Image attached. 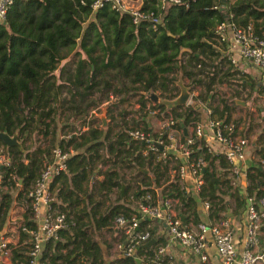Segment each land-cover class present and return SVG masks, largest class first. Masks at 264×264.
I'll use <instances>...</instances> for the list:
<instances>
[{
	"label": "trees",
	"instance_id": "trees-1",
	"mask_svg": "<svg viewBox=\"0 0 264 264\" xmlns=\"http://www.w3.org/2000/svg\"><path fill=\"white\" fill-rule=\"evenodd\" d=\"M222 1L181 0L160 8V0H142V8L159 14L160 21L153 25L150 19L134 24L128 13L116 10L109 1L93 8V0H13L6 10L5 22H0V130L16 133L20 145L7 146L0 139L9 157L8 164H0V229L12 203L19 199L25 204L22 221L33 224L26 192L54 146L74 150L66 159L67 170L50 182V188L56 189L52 210L65 212L69 226L60 229L59 238L45 242L44 264H106L95 234L104 227L113 230L118 215H129L132 208L125 200L129 194L138 199L150 191L155 198L154 188L160 186L161 198L178 199L175 208L179 217L183 216L182 226L187 228L189 221L194 225L201 221L198 201L208 200V218L218 220L228 217L230 207L233 214H241L247 196L253 194L258 200L264 195V165L248 167L245 184L232 183L225 153L217 147L209 150L202 138L190 144L189 158L202 155L206 160L200 169L204 183L197 193L186 191L176 173L180 158H173L172 162L169 158L157 159L155 153L143 152L144 142L128 134L130 127L147 130L146 113H139V121H133V126L122 120L120 111L122 119L116 123L120 124L116 132L110 125L104 131L91 125L83 131L81 127H71L66 138L57 140L55 136L53 121L61 114L59 107L62 113L68 109L69 115L74 116L97 104L99 100L91 98L95 91L103 94L112 89L118 93L132 90L140 94V112L150 92L161 90L163 96L170 98L178 95L176 72L190 78L194 85L205 86L203 93L193 95V102L170 108L178 119L181 136L185 137L184 128L187 131L205 120L201 104L210 107L209 118L225 123L231 120L235 131L238 119L233 121L231 116L234 102L220 98L217 104L212 103L213 83L233 72L231 65L222 70L218 63L222 59L215 62L214 55H220L221 50L214 38V27L229 19L239 24L252 21L257 28L264 22V0ZM81 52L84 56H79L72 68L66 63L59 66L69 54ZM114 79L118 81L115 84ZM159 106L165 107L163 102ZM142 115L144 118L140 119ZM140 120L143 127L138 125ZM34 130L45 137L50 135L46 146L38 142L30 148L24 144V138ZM262 139L264 130L256 138ZM260 146L256 150L264 156ZM12 189L17 190L15 195ZM113 193H117L115 198L111 197ZM158 224L156 218L144 217L137 229L148 230L151 238L156 236ZM24 235L20 231L11 251L14 264L26 263L27 248L21 243ZM155 245H139L137 257L119 252L109 264H152Z\"/></svg>",
	"mask_w": 264,
	"mask_h": 264
},
{
	"label": "built area",
	"instance_id": "built-area-1",
	"mask_svg": "<svg viewBox=\"0 0 264 264\" xmlns=\"http://www.w3.org/2000/svg\"><path fill=\"white\" fill-rule=\"evenodd\" d=\"M104 1H109L111 6L118 11L128 13L134 24L144 19H150L153 25L160 21L159 14L155 13L154 10L141 7L142 0H93L92 7L97 8ZM12 2L13 0H0V22L4 20L6 10ZM172 2H181V0H160V8H165ZM214 33V38L221 45H225L227 49L235 50L239 56L262 70L259 83L264 90V22L256 28L252 21L239 24L224 19L216 23ZM231 60L232 62L235 61L234 58ZM149 95L141 111L146 113L147 118L156 120L158 126L156 128L148 126L147 130L146 128L130 127L127 132L132 138L144 142V153L151 151L156 154L157 159L169 158L171 162L173 158H180L176 173L186 191L197 193L204 183L200 169L206 164V160L202 155L197 158H189L190 144L196 138H202L203 144L209 150L217 147L225 153L230 166L229 171L233 177L232 183H237L240 177H244L248 167L254 164L264 165V156L259 153L254 155L250 163L248 162L246 157L248 140L234 131L232 121L225 123L222 119L207 117V120L190 126L185 137H182L181 128L177 125L178 119L170 111L171 107L166 106L161 109L159 97L155 99L151 93ZM193 95L195 93L190 91L184 105L190 103ZM69 154L68 150L54 146L50 158L44 162L34 182L26 192L33 224L30 226L21 221L17 226L19 231L25 233L21 241L22 244L25 243L27 248L25 264H44L42 251L45 242L49 239L59 238L60 229L69 226L65 212L52 210L51 204L55 195L50 188L52 178L61 171L67 170L66 159ZM8 163L9 157L4 147L0 145V164ZM1 180L0 172V182ZM160 188V186L154 188L156 191L155 198L152 197L150 191L138 198L136 208L130 211L128 216L118 215L115 218V225L121 228L125 234L123 242L119 243L123 255L137 257L136 249L149 239L148 230L140 231L137 229L139 220L150 217L163 220L176 241L185 249L197 254L202 260L206 259L204 252L207 242L205 233L210 231L221 264H264V245H259V235L264 231V195L258 200L253 194L247 196L246 224L241 241L242 248L239 250L229 217H222L212 222L200 221L195 229L182 226V220L175 208L178 199L161 198ZM200 202H202L203 208L209 211L210 202L208 200ZM18 239L19 237L14 240V237L12 238L4 227L0 229V264L11 261V251L16 246ZM164 255L165 247L158 245L151 257L152 264L161 263L165 258ZM165 263L174 264L175 262L171 258H167Z\"/></svg>",
	"mask_w": 264,
	"mask_h": 264
},
{
	"label": "rangeland",
	"instance_id": "rangeland-1",
	"mask_svg": "<svg viewBox=\"0 0 264 264\" xmlns=\"http://www.w3.org/2000/svg\"><path fill=\"white\" fill-rule=\"evenodd\" d=\"M79 56H84V54L82 52L81 54H75L74 56L69 54L66 58L62 59L61 63L67 61L70 57L69 68H72L75 60ZM232 68L233 67H230V70L234 71L233 74H227V78H224L222 81L217 80L215 83H213L214 86L213 92L215 93V98L216 100L220 98H228L229 100H232L236 105L234 108L235 112L237 111L238 112L237 114H240L237 125L239 124L242 127L241 130L239 129L240 133L238 134L246 137L248 143H250L252 140L255 141L256 147L260 145H264V143L260 144L261 142H264V139L256 140L257 135L264 130V90L260 87L259 84H257V78L254 75H249L244 77L242 76V73L236 71L235 69L233 70ZM174 75H175L174 84L175 86L178 87V91L176 90L177 93L180 91V88L182 86H185L191 92L196 91L194 92L195 94L203 93L205 91V86H203L202 84L194 85L191 83L192 81L190 78L186 76H182L178 72L174 73ZM244 79L251 81L252 86L249 87L246 85L247 83H244V86H241L240 88L241 89L240 92L236 93V91L239 90L238 89L239 86L233 84L234 83L240 84V82H244L243 81ZM115 82L118 81L114 79L113 83L115 84ZM254 89H257V91ZM107 91L108 92H103V94H101L102 92L100 93L95 91L91 98L98 99L99 101L97 102V104L87 107V110L85 112H82L81 114L78 115L76 114V116L75 115L70 116L69 115L70 112L68 109L63 110L62 113V109L61 107H59V111L61 112V114L55 119V121H53V125L55 124L56 126L55 129L56 138H60V137L66 138L67 132L71 131V127H74L77 130L78 128L81 127L82 122L85 121L94 119L96 121H94L93 123L101 125L102 115H104L107 123L110 124L113 121H115L116 118H118L119 112L123 109L128 110L126 111L128 113L123 115V119L126 121L127 124L134 126L133 120L136 119L135 115L138 114L139 111L138 110L139 107H136L135 104H139L140 106V101H138L140 94L139 93L134 94L132 90H130V92L128 93L125 92L118 93L115 92L113 89ZM162 92L164 91L161 90L153 91V93H155L159 97V101L163 102L164 106L166 107L168 103H171L170 100H172L173 97L171 98L165 97L163 96V94H161ZM159 93L161 94V96L159 95ZM191 102H193V98L191 99L190 103ZM234 118L232 117L233 121ZM118 120H120V117L118 118ZM139 126H141V124ZM49 137L50 135L45 137L41 132L39 133L34 130L30 136L24 138V144L30 146V148H33L34 145H36L38 142L42 143L43 146H46V144L51 139ZM67 149H70L68 151L71 152V148H67ZM131 190L132 188L129 190L128 194L131 192ZM12 193L15 195L17 193V190L12 189ZM116 196L117 193H113L111 195L112 198H115ZM127 198L135 199L134 197L133 198L130 197V194L128 195ZM21 200L17 202L18 204L15 207L10 208L4 223V225H6L5 226L6 231H8L11 234L12 238L14 237V240L20 237V231L17 229V226L23 220L25 213V204ZM134 204L136 205V202H134ZM20 206L23 208V211L20 210L21 209ZM22 213L23 215H21ZM22 238H24V236ZM102 250L107 264L109 259L115 256L116 251L113 247L111 249H106L104 246ZM8 264H13V263L8 262Z\"/></svg>",
	"mask_w": 264,
	"mask_h": 264
},
{
	"label": "crops",
	"instance_id": "crops-1",
	"mask_svg": "<svg viewBox=\"0 0 264 264\" xmlns=\"http://www.w3.org/2000/svg\"><path fill=\"white\" fill-rule=\"evenodd\" d=\"M223 4H224V2H223ZM218 47H219L218 50H221L220 51L221 54L220 55H214V59H215V62H218V61H220L222 59L220 62H218V63H220L222 70L226 69L228 66L231 65V67H233L232 68L233 70L235 69L236 71H239L240 73H242V76H244V77L249 76V75H254L257 78V84L260 85L259 80H260V77H261V74H262V70L259 67L253 65L250 61H247L246 59H244L241 56H239L235 50L227 49L225 47V45H223V44L221 45L220 43H218ZM231 58H234L235 61L232 62ZM61 61L59 63V66L63 65L64 63L69 65L70 58L67 61L63 62V63H61ZM222 70L220 72H218V74L216 76V79L219 78V74L222 72ZM233 73H234V71L232 72V74ZM243 81L244 82H240V84H237V83L233 84V85H238L239 86V88H238L239 90L236 91V93L240 92V90H241L240 88H241V86H244V83H247L246 85L249 86V87L252 86V82L251 81H249L247 79H244ZM254 90L257 91V89H254ZM194 92H196V91H194ZM213 100H212L213 104H217V102H219V99L216 100L215 95H214V99ZM236 102H237V99H236ZM135 106L139 107V104H135ZM241 106H243V105H241ZM201 107H202L201 108L202 109L201 110L202 111V115L205 118V120H207V117L209 116V113H210V111H209L210 107H208L206 104H203V105L201 104ZM121 111H123V115L128 113V112H126V111H128L126 109H123ZM141 112H138V114L141 113ZM231 113H232L231 116L233 118L238 116L237 119L239 121L240 114H237L238 112L237 111L235 112L234 109L232 110ZM138 114L135 115L137 120L139 118ZM123 115H122V117H123ZM119 117L120 116H118V118ZM118 118H116V120L113 121L110 124L107 123V121H106L105 126L102 125V121H101V125L93 123L94 121H96L94 119L93 120H89V121H85L84 125L81 124L80 131L88 129V127L91 126V125L95 126V127L97 126L98 128H100V129H102L104 131L106 126L110 125V126L114 127V128L112 127V132H116L115 128H118V126L120 125V124L116 125V123L118 122ZM141 118H144V116L143 115L140 116V119ZM136 119H134L133 121H135ZM122 120H124V119H122ZM90 121H92V122H90ZM146 122H147V127L149 126V127L156 128L158 126V122L156 120H152V119L147 118ZM140 124H141V127L144 126V124H143V122L141 120H140L139 125ZM241 127L242 126L238 124L235 131L237 133H240ZM60 138H65V137H60ZM60 138H57V140L60 139ZM77 140H81V138L77 137ZM69 148H71V152H74L72 147H69ZM79 150H82V148L78 149V150H75V151H79ZM256 153H259L256 150V142L252 140L249 143V145L247 147V151H246V157H247V160H248L249 163H250V160L254 158V155ZM239 179H238L239 180L238 182H241V184H245V182H244L245 179H244L243 176L240 177ZM58 184L59 183L57 182V185ZM55 190H56L55 186H53L54 195H55ZM127 199L129 201L128 205L132 208V210H134L136 208V206H137L138 199L126 198L125 200H127ZM19 200H21V199H19ZM54 200H56V198ZM21 201H23V199ZM132 201L136 202V205ZM17 202H18L17 200H14L13 205L11 206V208L15 207L18 204ZM20 208H21L20 210L23 211V208L21 206H20ZM196 208H197V213L199 214V217H200L201 221H204V222H212L213 221V220L208 218V211L203 208L202 202L198 201L197 205H196ZM231 209H232V207H230L229 210H228V217L230 219L231 226H232V229H233V232H234V236L236 237V240L238 242V248L240 250L242 248L241 241H242V236L244 234L245 224H246V219H245V213L246 212L244 210L241 214L240 213L233 214ZM21 215H23V213ZM156 220H158L159 224H158V227H157L156 236L154 237L156 239L155 242H154L156 244L154 246V250H155V248L158 245H163L165 247V255H164L165 258L162 261L164 264H166L165 262H166L167 258H171L175 262L174 264H221L220 258L218 256L216 250H215L213 237H212V234H211L210 231H207L205 233V237H206V241L207 242H206V247H205L204 252H205V255H206V259L202 260L197 254L191 252L190 250L185 249L183 246H181L176 241V239L169 232L167 224H165L163 220H161L160 218H156ZM5 226L6 225H4L3 227L5 228ZM106 228L107 227H104V229H102L100 232L95 234V236L97 238H99V244H100L101 248L103 249V246L106 249H111L113 247L115 249V251H116V254L121 252V248L119 246V243L123 242L124 237H125V234H124L123 230L121 228L117 227L116 225L114 226L113 230H107ZM189 228L195 229L196 225L192 224L189 221ZM262 244L264 245V231L259 235V245L261 246ZM152 245H154V244H152ZM114 257L115 256L111 257L109 259V261L111 259H113ZM109 261L107 262V264L109 263ZM6 264H8V262H6ZM159 264H162V263H159Z\"/></svg>",
	"mask_w": 264,
	"mask_h": 264
},
{
	"label": "water",
	"instance_id": "water-1",
	"mask_svg": "<svg viewBox=\"0 0 264 264\" xmlns=\"http://www.w3.org/2000/svg\"><path fill=\"white\" fill-rule=\"evenodd\" d=\"M224 2V0L222 1ZM2 22H5V20H3ZM152 97L153 98H157L158 96L155 94V93H151ZM190 95V91L189 89H187L185 86H182L180 88V91L178 93L177 96H175L174 98H172V100H170L171 103H168L166 106L168 107H172L173 105L175 104H184L186 102V100L188 99ZM196 106H199V103H195ZM102 118V125L105 126L106 124V120H105V117L104 115L101 116ZM184 133L186 134V128H184ZM0 139L4 141V143L8 146V145H11V144H14V143H17L20 145V141L17 139V135L16 133H13V134H9L8 132H6L5 130H0ZM162 146L160 145V148ZM261 148H264V146L262 145ZM140 169H142L144 172H148V169L145 168V167H141ZM123 188H124V185H122L121 187V191L123 192ZM183 216L181 215V218ZM165 223V222H164ZM166 224V223H165ZM155 238L154 237H151L149 238L145 243L144 245L145 246H151L152 244H154L155 242ZM78 254H80V251L77 252ZM83 260H85V257H82Z\"/></svg>",
	"mask_w": 264,
	"mask_h": 264
}]
</instances>
